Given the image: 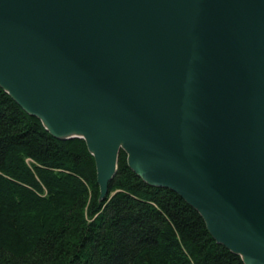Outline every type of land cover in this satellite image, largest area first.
I'll return each mask as SVG.
<instances>
[{
  "label": "water",
  "instance_id": "water-1",
  "mask_svg": "<svg viewBox=\"0 0 264 264\" xmlns=\"http://www.w3.org/2000/svg\"><path fill=\"white\" fill-rule=\"evenodd\" d=\"M0 86L264 264V0H0Z\"/></svg>",
  "mask_w": 264,
  "mask_h": 264
},
{
  "label": "trees",
  "instance_id": "trees-1",
  "mask_svg": "<svg viewBox=\"0 0 264 264\" xmlns=\"http://www.w3.org/2000/svg\"><path fill=\"white\" fill-rule=\"evenodd\" d=\"M0 264H245L121 151L101 197L82 138L57 139L0 86Z\"/></svg>",
  "mask_w": 264,
  "mask_h": 264
}]
</instances>
